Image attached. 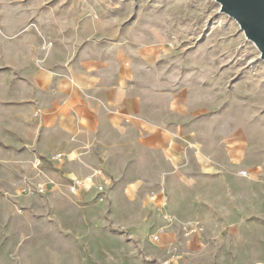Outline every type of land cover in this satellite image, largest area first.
Masks as SVG:
<instances>
[{
  "label": "rangeland",
  "instance_id": "1",
  "mask_svg": "<svg viewBox=\"0 0 264 264\" xmlns=\"http://www.w3.org/2000/svg\"><path fill=\"white\" fill-rule=\"evenodd\" d=\"M50 9L98 53L128 59L151 113L208 169L197 202L264 212V61L215 0H0V122L30 52L24 34L38 37ZM9 153L0 143V264H160L104 205L38 193L23 151ZM247 244L244 263L264 264V227Z\"/></svg>",
  "mask_w": 264,
  "mask_h": 264
},
{
  "label": "crops",
  "instance_id": "2",
  "mask_svg": "<svg viewBox=\"0 0 264 264\" xmlns=\"http://www.w3.org/2000/svg\"><path fill=\"white\" fill-rule=\"evenodd\" d=\"M50 10L39 38L24 34L30 52L0 122V143L11 157L23 151L29 184L104 205L160 264H246L241 249L264 212L197 202L208 169L181 129L151 113L128 59L98 53ZM73 180L83 182L76 193Z\"/></svg>",
  "mask_w": 264,
  "mask_h": 264
},
{
  "label": "water",
  "instance_id": "3",
  "mask_svg": "<svg viewBox=\"0 0 264 264\" xmlns=\"http://www.w3.org/2000/svg\"><path fill=\"white\" fill-rule=\"evenodd\" d=\"M219 11L231 17L259 51L264 61V0H215Z\"/></svg>",
  "mask_w": 264,
  "mask_h": 264
},
{
  "label": "built area",
  "instance_id": "4",
  "mask_svg": "<svg viewBox=\"0 0 264 264\" xmlns=\"http://www.w3.org/2000/svg\"><path fill=\"white\" fill-rule=\"evenodd\" d=\"M35 115H37V113H36ZM80 187H83V182L80 181V180H73V181L69 184V186H68V190H69L71 193H76L77 190H78ZM37 192H38V193H43V192H44V189H43L42 187H39V188H37ZM100 202H102V198H101V197H99V198L97 199V203H100ZM196 226H197V225H196ZM154 239H157V238L154 237ZM163 264H167V263L164 262Z\"/></svg>",
  "mask_w": 264,
  "mask_h": 264
}]
</instances>
